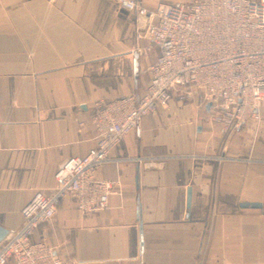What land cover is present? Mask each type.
<instances>
[{
	"label": "crops",
	"instance_id": "1",
	"mask_svg": "<svg viewBox=\"0 0 264 264\" xmlns=\"http://www.w3.org/2000/svg\"><path fill=\"white\" fill-rule=\"evenodd\" d=\"M137 22L115 0H0V228L19 229L56 167L94 148V103L140 95L156 52ZM257 113L223 138L175 92L98 170L119 181L108 209L63 199L32 241L69 264H264V101Z\"/></svg>",
	"mask_w": 264,
	"mask_h": 264
},
{
	"label": "built area",
	"instance_id": "2",
	"mask_svg": "<svg viewBox=\"0 0 264 264\" xmlns=\"http://www.w3.org/2000/svg\"><path fill=\"white\" fill-rule=\"evenodd\" d=\"M115 1L138 20L135 40L147 41L148 50L156 52L145 69V86L137 97L93 104L94 148L61 162L53 189L21 209V227L0 243V264H69L43 241L33 242L34 231L66 198L75 213L107 210L119 181L99 180L98 170L140 120L167 107L175 92L197 108L208 107L223 138L258 119L264 101V0L161 2L151 8L140 0Z\"/></svg>",
	"mask_w": 264,
	"mask_h": 264
},
{
	"label": "water",
	"instance_id": "3",
	"mask_svg": "<svg viewBox=\"0 0 264 264\" xmlns=\"http://www.w3.org/2000/svg\"><path fill=\"white\" fill-rule=\"evenodd\" d=\"M188 205H189V200H188ZM252 207H258L255 205H251ZM259 208V207H258ZM8 232L5 231L4 229L0 228V242L7 236Z\"/></svg>",
	"mask_w": 264,
	"mask_h": 264
},
{
	"label": "rangeland",
	"instance_id": "4",
	"mask_svg": "<svg viewBox=\"0 0 264 264\" xmlns=\"http://www.w3.org/2000/svg\"><path fill=\"white\" fill-rule=\"evenodd\" d=\"M116 2V1H115ZM117 3V2H116ZM117 5H118V3H117Z\"/></svg>",
	"mask_w": 264,
	"mask_h": 264
}]
</instances>
